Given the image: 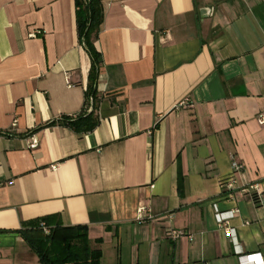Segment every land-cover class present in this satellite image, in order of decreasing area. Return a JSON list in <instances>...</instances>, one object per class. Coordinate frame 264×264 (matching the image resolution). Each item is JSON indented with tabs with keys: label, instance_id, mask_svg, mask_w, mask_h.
Wrapping results in <instances>:
<instances>
[{
	"label": "crops",
	"instance_id": "1",
	"mask_svg": "<svg viewBox=\"0 0 264 264\" xmlns=\"http://www.w3.org/2000/svg\"><path fill=\"white\" fill-rule=\"evenodd\" d=\"M101 5L77 132L46 125L88 112L75 0H0V264H43L19 231L43 217L85 226L100 264L264 260V0ZM233 161L259 200L221 189Z\"/></svg>",
	"mask_w": 264,
	"mask_h": 264
},
{
	"label": "trees",
	"instance_id": "2",
	"mask_svg": "<svg viewBox=\"0 0 264 264\" xmlns=\"http://www.w3.org/2000/svg\"><path fill=\"white\" fill-rule=\"evenodd\" d=\"M76 22L79 40L85 46L91 61L87 97L95 98V81L100 63V54L94 46L96 35L103 18L101 0H75ZM96 103L92 109L75 116H61L55 123L67 125L77 132L92 130L98 123L95 115ZM43 225L47 228L45 233ZM29 245L38 254L43 264H100V249L93 248L83 225H62L49 217L24 222L19 230Z\"/></svg>",
	"mask_w": 264,
	"mask_h": 264
},
{
	"label": "built area",
	"instance_id": "3",
	"mask_svg": "<svg viewBox=\"0 0 264 264\" xmlns=\"http://www.w3.org/2000/svg\"><path fill=\"white\" fill-rule=\"evenodd\" d=\"M39 33V31L34 30L31 31L29 33L30 36H35ZM69 84V83H68ZM191 104L187 103L186 100H181L180 102H178V104L176 105V108L178 107H182V106H189ZM91 106H92V98L90 97L88 100V104L86 109L88 111L91 110ZM258 121L260 123H264V116L260 115L258 117ZM28 146L30 148H35L37 146V139L36 137H32L30 143L28 144ZM241 168V166L239 164H237L236 162H232V172L225 178L220 179L219 184L221 189L225 190L227 193L228 197H232L233 192L234 191H239L242 194L245 193H249L251 191L254 192L253 194V198L255 200H259L260 196H261V190L258 187L257 183H251V184H239L236 178V171L239 170ZM145 208L140 207L139 208V212L144 211ZM43 230L46 233L47 232V228L43 225ZM224 232L225 234H230V230L225 227L224 228ZM168 235L171 239L175 240L177 238L183 237V236H187L186 232L183 230H176V229H170L168 231ZM243 257L246 258L247 261L251 262L252 264H264V260H262L261 254L260 253H250V254H246Z\"/></svg>",
	"mask_w": 264,
	"mask_h": 264
}]
</instances>
